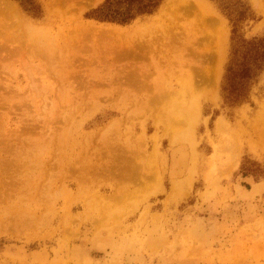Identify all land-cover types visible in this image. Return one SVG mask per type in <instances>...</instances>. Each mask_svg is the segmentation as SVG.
Here are the masks:
<instances>
[{
	"label": "rangeland",
	"instance_id": "1",
	"mask_svg": "<svg viewBox=\"0 0 264 264\" xmlns=\"http://www.w3.org/2000/svg\"><path fill=\"white\" fill-rule=\"evenodd\" d=\"M36 1L0 0V264H264V75L223 104L215 4L118 26Z\"/></svg>",
	"mask_w": 264,
	"mask_h": 264
},
{
	"label": "trees",
	"instance_id": "2",
	"mask_svg": "<svg viewBox=\"0 0 264 264\" xmlns=\"http://www.w3.org/2000/svg\"><path fill=\"white\" fill-rule=\"evenodd\" d=\"M20 8L32 18L42 14L36 0H14ZM164 0H104L87 11L83 17L97 23L126 26L138 17L154 15ZM230 25L228 58L223 69L220 94L223 104L228 108H237L248 102L251 88L264 75V34L245 37L243 25L255 23V16L249 4L244 0H210ZM242 174L263 171L258 164L246 159Z\"/></svg>",
	"mask_w": 264,
	"mask_h": 264
},
{
	"label": "bare ground",
	"instance_id": "3",
	"mask_svg": "<svg viewBox=\"0 0 264 264\" xmlns=\"http://www.w3.org/2000/svg\"><path fill=\"white\" fill-rule=\"evenodd\" d=\"M263 13H264V5H263ZM116 34H117V33H116ZM263 126H264V125H263ZM262 130H263V133H264V127H263ZM262 136H263V134H262ZM260 137H261V135H260ZM260 137H259V138H260ZM263 137H264V136H263ZM261 139H262V137H261Z\"/></svg>",
	"mask_w": 264,
	"mask_h": 264
}]
</instances>
